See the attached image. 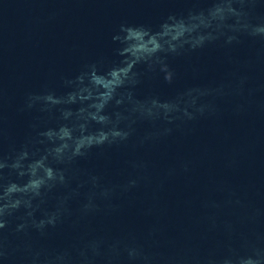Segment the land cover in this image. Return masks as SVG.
<instances>
[{
	"label": "water",
	"instance_id": "95a60500",
	"mask_svg": "<svg viewBox=\"0 0 264 264\" xmlns=\"http://www.w3.org/2000/svg\"><path fill=\"white\" fill-rule=\"evenodd\" d=\"M231 2L242 15L206 26L190 17L227 0H0V196L33 179L36 161L57 177L40 195L0 200L24 201L0 217V264H264V35L253 34L264 25V0ZM181 21L199 27L178 40L159 35ZM122 26L162 47L132 66L137 83L121 73L99 121L90 105L108 89L93 72L112 80L137 59L125 49L141 41L127 40ZM199 35L206 39L193 47ZM84 88L90 99L79 98ZM47 93L77 99L28 107L30 96ZM153 101L181 111L142 114ZM65 126L72 139L44 135ZM115 131L130 135L119 140ZM101 132L107 140L71 161L54 151L68 143L70 154L77 138ZM25 151L23 167H12ZM53 215L54 224L37 226Z\"/></svg>",
	"mask_w": 264,
	"mask_h": 264
},
{
	"label": "clouds",
	"instance_id": "9594fccd",
	"mask_svg": "<svg viewBox=\"0 0 264 264\" xmlns=\"http://www.w3.org/2000/svg\"><path fill=\"white\" fill-rule=\"evenodd\" d=\"M229 13L235 14L238 17L240 15H242L240 12H238L232 6L231 0H227L226 4L217 5L214 9L210 10L207 17L203 13H201L198 16L197 15L191 16L190 19L193 21L199 20L200 24H206V26H211V23L213 20L223 21L224 19H226V16ZM170 19H173V18L170 17ZM206 21H207V23H206ZM198 27H199L198 24L193 25L192 27H188L183 21H181L177 24H174V25L165 24L164 25L165 31L159 35H164V36L171 35L172 40H178L181 36H183L185 34V32L194 31L195 28H198ZM122 28H123V31H127V33H128V35L126 37L127 40H129V41H131V40L141 41L140 43L132 44L129 48L125 49V51L132 52V54L134 56H136L137 59L133 60L128 65L127 68L120 69L119 71L113 72L112 76L114 78L112 80H105L101 77L96 76L95 73L93 72V77H94L95 82L98 84H103V86L106 89H108V91H106L100 95L98 103H94V104L90 105V107L96 108L97 111L94 113H89V115L93 119H97L99 121H105L108 119L106 116L100 115V112L105 107V104L112 98V94L115 90V87L118 85H121L123 83V80L121 79V73L124 74V77H128V74L131 71L132 66L137 62V60H139L142 56H144V54L151 55L152 53H155L157 50H159L162 47L160 42L157 40V38L155 36L150 41L143 42V38L146 35V33L143 30L133 29V28H125V26H122ZM253 34L254 35H264V25L255 26L253 28ZM116 38H118V37H116ZM205 39H206V37L204 35H199L198 37L195 38V43L193 44V47H196L197 44H201ZM234 39H235V37L229 36V38H228L229 43ZM168 43L171 44V41H168ZM171 47H172V50H175L176 45L171 44ZM145 58H147V57L145 56ZM128 78L131 79L133 84L138 82V80L135 79V74H133L132 77H128ZM166 78L169 80V82H171V80L173 78V73L169 72ZM78 79L81 82H83V76L78 77ZM73 82L74 81H68V83H73ZM85 91L88 92V96L83 95V93ZM191 91H193V90L189 91V93H188L189 95H191ZM91 96H92V92L90 89H87V88L81 89V91L79 93V98L81 100L90 99ZM129 98H131V97H129ZM76 99H77V93H70L67 100H62L61 98H57L52 93H47L45 95H32L29 97L28 107L31 108L33 106V104L35 103V101H37V100H42L45 102L46 105H49V103H51V104H59L62 102L73 103L76 101ZM122 102H123V100H117V104H120ZM154 108L156 109L155 112L153 111ZM160 108L164 109V116L167 119H173V117L169 116L170 113L181 111L180 105L178 102L175 104H167L166 103L163 105H158L156 101L152 102L151 107L145 108L144 105H140L139 110L142 112V114L144 112H146L147 115H149V116H153V115L158 116ZM80 111H81V113H83L85 111V109H81ZM183 111H184V114L188 117V119L191 120V119L195 118V113H189L186 108ZM71 115H72L71 111H65L64 112V118L65 119H67ZM117 118H118V120L121 119L120 114H117ZM81 127H84V126L82 125ZM169 131H171V130H169ZM44 135H47L49 138H55L56 136H59L61 140H65L66 138L72 139L71 130L66 126L62 127L59 132H56L55 130H49L47 133H44ZM129 135H130V132L122 134L120 131H115L113 133L114 137H120L119 140H126ZM107 139H108V133H104V132H101V134L99 136H95V135L83 136L81 138L76 139L75 147H74V149L71 150L70 154L65 153V149L70 148L68 143H64V144L60 145L59 147H56L54 149V151L61 160L65 159V157H66V159L68 161H71L75 156L84 155V153H82L81 150L86 145L91 146L93 143H103ZM116 141L117 140H114V141H112V143H115ZM27 156H28V153L25 151L19 157V159L16 161V163H14L12 165V167L22 168L23 165L21 164V161L24 158H26ZM45 159H46V157H45ZM5 166L6 165L4 163H0V168H4ZM40 168H44L45 173H46V177L41 176V177L37 178V172ZM30 171H31V175H32L33 179H31L26 185H23V186L12 183L11 185H9L6 188L4 194L2 196H0V200L4 199L5 197H10L12 193H16V192H25V193L33 192L36 195H40V189L42 188V186H44L47 183V180L57 179L55 170L51 167H46L44 164V160L36 161L32 165H30ZM20 174L24 175L25 173L22 171ZM59 180L61 182H63L65 180V177H64L62 172L59 176ZM49 187H51V185H49ZM23 202L24 201L17 199L15 201H10L8 204L0 205V217H2L4 215L6 208H16ZM26 203L28 204L29 207H31V200H28ZM55 219H56V217H55V215H53L47 221L41 220L37 226L42 227L46 223L54 224ZM6 223L7 222L5 220L0 219V228L5 227ZM20 227L22 228L23 225H21ZM225 264H232V262L230 260H226ZM240 264H262V261L259 259H254L252 257H248L247 259L242 258L240 260Z\"/></svg>",
	"mask_w": 264,
	"mask_h": 264
}]
</instances>
